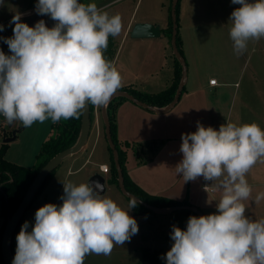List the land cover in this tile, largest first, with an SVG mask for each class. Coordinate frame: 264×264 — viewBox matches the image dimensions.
Instances as JSON below:
<instances>
[{"label": "clouds", "instance_id": "obj_1", "mask_svg": "<svg viewBox=\"0 0 264 264\" xmlns=\"http://www.w3.org/2000/svg\"><path fill=\"white\" fill-rule=\"evenodd\" d=\"M231 2L242 6L229 18L239 56L250 40L264 37V0ZM35 11L57 23L48 28L40 20L30 27L18 14L9 22L14 35L0 37L12 53L0 50V114L8 124L28 128L49 119H79L88 104L107 106L122 87L119 71L104 57L109 36L122 31L121 16L79 0H38ZM181 139L178 175L185 183L201 176L214 181L222 195L218 214L191 216L186 230L172 226L174 243L161 259L166 264H264V220L246 216L243 203L252 193L246 175L264 163V130L256 123L227 122L217 131L197 122V131ZM63 185L62 205L39 208L31 232L29 222L22 225L12 264H84L87 255H110L114 245L138 234L137 221L100 194L99 182ZM261 200L264 193L255 203ZM136 206L137 198L130 197L129 209Z\"/></svg>", "mask_w": 264, "mask_h": 264}, {"label": "crops", "instance_id": "obj_2", "mask_svg": "<svg viewBox=\"0 0 264 264\" xmlns=\"http://www.w3.org/2000/svg\"><path fill=\"white\" fill-rule=\"evenodd\" d=\"M85 2L91 4L89 0ZM201 2L204 1H197L198 7L202 5ZM116 3H120V0H106L102 6L105 9ZM208 8L211 10L210 7ZM168 17L169 10L166 20L159 23L147 16L134 20L130 18L122 28L119 34L120 40L113 50L111 60L122 77L121 88L132 87L152 94L167 89L173 82L174 54L166 31ZM136 22L157 24L160 27V34L154 37H131L130 30ZM179 24L182 25L180 39L186 76L178 100L169 109L154 107L153 110L131 100H124L115 112L116 135L121 148L126 152V171L130 179L140 188L148 194L160 195L174 201L186 200L187 205L198 208L203 216L218 214L217 202L222 193L215 188L214 181H206L201 176L185 183L182 174L178 175L175 169L183 159V154L180 152L181 137L183 134L196 132L197 122L217 131L227 122L237 125L256 123L264 130V76L257 74L241 76L246 54L244 52L237 56L234 53L233 44L227 45L230 51L227 56L230 61L227 64H211L213 58L217 63L221 61L220 55L214 56V50L219 52L221 47L226 48V45L216 47L211 45V48H207L205 47L207 45L200 41L196 31L189 30V22L185 16L183 19L179 17ZM261 41L264 42V37ZM124 43L127 46L122 48ZM261 62L262 60H259L257 64ZM211 78L217 80L216 85L208 83ZM52 123L49 119L25 128L20 122L10 125L5 117H0V147L4 143L7 144L4 159L10 163L31 168L36 162V155L42 143L52 134ZM13 134V140L4 142L5 138ZM125 143L128 145L126 146ZM144 144L149 146L150 150L148 161L141 163L139 160L141 154L145 153L143 152ZM107 146L102 109L94 106V117L85 144L77 153L64 157L54 169L43 189L36 196L35 200L40 203L39 205L41 207L49 203L62 205L63 201L60 197L64 195L63 182L76 185L89 183L91 176L95 173L104 178V190L100 194L112 193L122 201L119 187L110 181L111 161ZM136 146H142V149ZM101 165H106L108 170L102 171ZM146 165L149 168L144 170ZM246 179L252 188V193L249 199L243 201L246 208L245 214L253 220H264V200H261L259 204L255 203V197L259 193H264V163L258 162L246 175ZM205 187H208L206 191ZM150 215L168 216L167 219L175 221L170 223H175L182 230L187 229V223L191 217L177 210L132 214L135 218L145 217L146 219H150ZM4 219V216L0 214V229ZM21 220L19 230L16 228L17 234L15 233L9 242L13 255L14 250L17 249L14 245L15 236L20 233L25 223ZM26 222H29L28 231L31 232L35 222H31L30 218ZM171 231L172 228L161 231L159 235L150 232L142 235L139 226L138 243L132 247L130 253L134 255L136 252L139 256L141 246L145 243L144 248L151 251L161 248L158 260L166 264V260L161 257L166 256V249L174 243L170 237ZM114 252L119 253L116 246L113 247L111 254ZM109 256L90 254L85 257L84 264H103Z\"/></svg>", "mask_w": 264, "mask_h": 264}, {"label": "rangeland", "instance_id": "obj_3", "mask_svg": "<svg viewBox=\"0 0 264 264\" xmlns=\"http://www.w3.org/2000/svg\"><path fill=\"white\" fill-rule=\"evenodd\" d=\"M104 1L106 0H89L90 3H95L97 6L99 5L98 8L108 12L110 16L119 14L122 18L123 27L130 18L134 20L147 16L151 17L154 21H156V23L164 21L167 18V12L170 5V0H120V3L113 4L111 7L104 9V6H102ZM197 1L198 0H180L178 16L181 17V19H183L184 16L186 17L189 22L188 27L190 26L189 30L192 32L196 31L200 41L207 45L205 47L211 48V45H214L215 47L218 45H226V48L221 47L219 52L214 50V56L216 57L217 55H220L221 61L217 63V61L213 58L211 64H227L230 61V58H227L228 54H230V51L227 49V45L233 44L229 35V18L235 9L242 6L232 4L231 0H203L204 2H201L202 5H199L200 7H198ZM249 2H254V0H249ZM36 4V0H0V24L5 26V30L0 32V37L10 38L14 35L13 29L15 25L13 24L9 26V22L15 15L23 14L21 22L28 24L30 27H34L40 20L46 21L45 16H41L36 13ZM208 7H210L211 10ZM181 26L182 25L179 24V36L182 35ZM168 27L169 23L166 26V31L168 30ZM119 36L120 35L115 37L109 36L108 47L104 51L108 53V56L110 53L112 55L114 48L120 40ZM262 45H264V42H262L261 39L259 41L250 40L248 42L247 50L245 51L246 61L241 71L242 77L247 75L250 76L252 74L264 76V46ZM125 46H127L126 43L123 44L122 48ZM0 50H2L6 55L11 54L7 44L4 43L3 40H0ZM259 60H262V62L257 64V61ZM136 148L142 149V146H136ZM149 150L150 147L144 144L143 152L145 153L141 154L142 156H140L141 158L139 160L141 163L148 161ZM147 168L149 167L146 165L144 170ZM121 193L119 194L122 196V201L120 199L118 200L112 193H108L106 196L117 203L122 210L129 211V215L133 217V211H131L128 207L130 202ZM35 199L31 201L32 204H30L26 209L21 220L22 222H26L29 218L31 219V222H35V213L39 208H41V205H39L40 203H38ZM176 215L180 216L178 213H176ZM149 217L150 219H146L145 217H133L137 221L138 226H140L142 235L149 232L159 235L161 231L171 229L173 225H176L175 223H170L175 221L167 219L169 218L168 216L150 215ZM18 230L16 231L18 232ZM17 232L15 233L17 234ZM17 236L18 235H16L14 239L15 246H17ZM137 240L138 237L136 234L132 236L130 241H126L123 246L114 245L117 247L119 253L114 252L110 254L109 258L105 260L103 264H146L143 258V251L148 250V248H144L145 243L142 245L143 247L141 246L139 256L136 252L134 255L130 253L132 247L136 246L138 243ZM172 245L173 243L166 249V252L171 250ZM154 250L157 252L158 258V254L161 253V248L153 249V251Z\"/></svg>", "mask_w": 264, "mask_h": 264}, {"label": "trees", "instance_id": "obj_4", "mask_svg": "<svg viewBox=\"0 0 264 264\" xmlns=\"http://www.w3.org/2000/svg\"><path fill=\"white\" fill-rule=\"evenodd\" d=\"M36 2L38 3V0H36ZM79 2L87 5L85 0H79ZM171 2L172 0H170V5H169V22H168L169 27L167 30V35H168L170 44H171V32H172ZM179 3H180V0L177 1L176 9H175L176 24H177L176 44H177L178 52L183 58V52L181 49V39L178 34ZM54 23L56 24L57 22L54 21ZM104 57L106 60L111 62L112 60L111 53L108 56V53L104 52ZM173 57H174V79L171 85L167 89L159 93H152V94L139 91L132 87H123L121 88L120 91L127 92L128 94L134 96L136 99L146 102L152 107H165L173 99V96L175 94V91L177 89V86L179 85V82L182 76L181 64L175 56ZM124 100H129V99H127L126 97L122 95L113 97L111 101L109 102V104L105 107V114H106V120L110 125L111 138L115 145L117 155H118V160L122 168L123 183H124L126 190L132 193L133 195L139 197L144 202L156 208H168L171 206L181 205V204L187 205L186 200L174 201L172 199H168L160 195L148 194L146 191H144L142 188H140L137 184H135L130 179L126 171V166H125L126 152L125 150L121 148L120 142L117 138L116 122H115L116 109L118 105L122 103ZM89 109H90V122L92 123L93 117H94V106L89 104ZM52 130L53 131L50 137L42 143L39 149V152L36 155V162L31 168H26V167L8 162L6 159H4V153L6 151L7 144L4 143L0 147V202H1L0 214L4 216L5 218L4 223L0 229V263L2 264H7L2 256V248H1L2 234L4 231L5 225L7 223V220L12 215V213L15 211L16 207L18 206L19 202L24 196L28 186L30 185L37 171L58 152L75 144V142L77 141L79 137L80 130H81V113H80L79 119H76V118L69 119V120L61 119V121L58 123H52ZM125 145L127 146L128 144L125 143ZM107 147H108V151L110 154V161H111L110 181L111 183H114L115 185L118 186V175H117V170L115 167V161L113 158L112 150L109 145ZM51 173L48 175V177L51 175ZM48 177L42 182V184L38 188L32 200H34L36 196L41 192ZM127 199L130 202V198H127ZM132 211L135 214H144V213L152 212L151 210L145 208L138 202H137V206L133 208ZM177 212L181 214H186L188 216L199 217L195 212L191 210H177ZM18 226H17V229H18ZM16 230L14 231L13 235L15 234ZM143 258L146 264H164V263L159 262L157 258V252L155 250L154 251L144 250Z\"/></svg>", "mask_w": 264, "mask_h": 264}, {"label": "water", "instance_id": "obj_5", "mask_svg": "<svg viewBox=\"0 0 264 264\" xmlns=\"http://www.w3.org/2000/svg\"><path fill=\"white\" fill-rule=\"evenodd\" d=\"M177 1L178 0H172V3H171V18H172L171 48H172L174 56L179 60V62L181 64L182 76H181V80H180L179 85L176 89V92H175L173 99L171 100V102L168 105H166L164 107V109L171 108L175 104V102L178 100V97H179L180 92H181V87L184 83V79L186 76V65H185L183 58L181 57V55L178 52L177 44H176L177 24H176L175 9H176ZM44 16H45V20H46V23L48 25V28L54 27L55 26L54 20H52L49 15H44ZM159 34H160V27L158 25L148 23V22H136L130 30V36L134 37V38L154 37V36H158ZM118 95H122V96L126 97L127 99L131 100L132 102H134V103H136L142 107H145L147 109H151V110L154 109V107L150 106L146 102H143L141 100L136 99L134 96L128 94L127 92L118 91L113 97L118 96ZM105 107L106 106H101L102 117H103L104 127H105V137H106L108 145L110 146V148L112 150L113 158L115 161V167H116L117 175H118V187H119L120 191L122 192V194L124 196H126L127 198H130V197L137 198V202L139 204H141L142 206H144L145 208H147L151 211L172 212V211H176V210H191V211L195 212L199 217L203 216L202 212L198 208L193 207V206H189V205H182L181 204V205L171 206L168 208L153 207V206L149 205L148 203L144 202L143 200H141L139 197L133 195L132 193H130L126 190L124 183H123L122 168H121V165H120L119 160H118V155H117L115 145H114L113 140L111 138L110 125L106 120ZM90 125H91L90 109H89V104H88L86 106V108L84 110H82V112H81V130H80L79 137H78L77 141L75 142V144L64 149V150H62V151H60V152H58L56 155H54L50 160H48L37 171V173L35 174V176L33 177L32 181H31L30 185L28 186L24 196L22 197L21 201L19 202L18 206L16 207L15 211L12 213V215L7 220L6 226H5L3 234H2V239H1L2 256H3V258L7 264H12V261H13V257L11 256L10 248H9L10 239H11L14 231L16 230V228H17L24 212L26 211L28 205L30 204L31 200L33 199L34 195L36 194L38 188L40 187L42 182L48 177V175L61 163V161L64 157H66L67 155H70V154L77 153L78 151L81 150V148L83 147V145L85 144V142L88 138ZM13 139H14V134L11 137L5 138L4 142H9ZM95 182H99V184L103 186L104 178L100 174L95 173L91 176L89 183L94 184Z\"/></svg>", "mask_w": 264, "mask_h": 264}, {"label": "built area", "instance_id": "obj_6", "mask_svg": "<svg viewBox=\"0 0 264 264\" xmlns=\"http://www.w3.org/2000/svg\"><path fill=\"white\" fill-rule=\"evenodd\" d=\"M7 46H8V45H7ZM8 48H9V47H8ZM10 55H12V53H11ZM208 83H209L210 85H216V84H217V80H216L215 78H211V79H209ZM0 117H4V116H3L2 114H0ZM100 168H101V170L104 171V172H106V171L108 170V167H107L106 165H101ZM205 188H206V187H205ZM10 253H11V256L13 257V259H14L15 255H16V249L14 250V255H13V252H12L11 249H10Z\"/></svg>", "mask_w": 264, "mask_h": 264}]
</instances>
